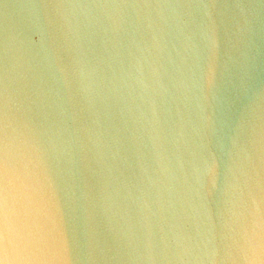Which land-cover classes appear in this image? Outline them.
<instances>
[{
	"label": "clouds",
	"instance_id": "obj_1",
	"mask_svg": "<svg viewBox=\"0 0 264 264\" xmlns=\"http://www.w3.org/2000/svg\"><path fill=\"white\" fill-rule=\"evenodd\" d=\"M0 264H6V262L2 259H0Z\"/></svg>",
	"mask_w": 264,
	"mask_h": 264
}]
</instances>
